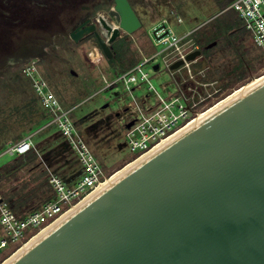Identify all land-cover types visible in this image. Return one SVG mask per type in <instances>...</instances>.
Here are the masks:
<instances>
[{"label": "water", "instance_id": "95a60500", "mask_svg": "<svg viewBox=\"0 0 264 264\" xmlns=\"http://www.w3.org/2000/svg\"><path fill=\"white\" fill-rule=\"evenodd\" d=\"M115 10L118 27L104 25L109 40L95 34L108 60L119 32L141 27L125 1ZM7 264H264V80L120 174Z\"/></svg>", "mask_w": 264, "mask_h": 264}, {"label": "rangeland", "instance_id": "374dc122", "mask_svg": "<svg viewBox=\"0 0 264 264\" xmlns=\"http://www.w3.org/2000/svg\"><path fill=\"white\" fill-rule=\"evenodd\" d=\"M223 10V0H160L156 3L153 20L142 19L141 28L131 37H127L123 43L126 49L128 47L127 51L134 57L135 62L139 63L144 58L154 56L166 47L155 46L153 41V30L163 24L169 27L176 39H183L181 41L183 50L194 52L201 50L200 45L205 42H215L210 48L213 49L212 53L207 58L201 54L191 67L194 72L203 69L208 80L214 78L217 80L220 76V80L224 81L225 66L233 67L239 61L243 65L247 64V69L244 67L245 71L242 70L241 77L233 79L214 97L212 106L254 77L264 74V57L254 46L251 35L243 28L233 11ZM178 19H181V22H178ZM220 24L230 26L231 32H226L224 37L211 34L215 29L216 34L221 31ZM202 34H205V37L197 41L194 39L201 37ZM84 47L82 45L71 52L62 51L54 58H47L55 62L48 63L46 60L43 69L38 67L39 73H34L32 77L45 78L50 84L62 110L69 112L90 153L103 168L106 176L110 177L131 162L136 155L130 151L125 127L120 123L122 111L131 104L137 105L142 111L153 106L149 114H156L163 108L164 103L161 101H167V97L174 93L170 73L165 70L161 60V56L167 51L162 55H156L153 62L143 65V73L149 74L148 81L136 83L130 93L123 88L122 81H118L124 71L120 70L116 58L108 60L98 53L100 59L96 65L84 56ZM155 64H159L160 70L157 72L153 70ZM102 77L106 78V83ZM220 80H217L219 84ZM15 81L19 80L14 77L8 93L0 90V165L15 157L2 155L4 149L13 143L15 136L28 134L27 137L31 138L36 147L58 132L53 122L55 114L43 109L35 100L30 78L23 77L22 85ZM107 83L114 85L107 88ZM150 86L152 89H149ZM31 99L34 103L30 102ZM28 102L32 108L31 112H28ZM40 118L42 124H37L36 120ZM67 146L64 152L54 155V160L47 165L49 175L55 176L53 173L55 170H61L75 161L76 165L72 170L60 173V177L69 180L83 174L77 154L68 144ZM63 185L68 187L64 183ZM1 190L0 188V192Z\"/></svg>", "mask_w": 264, "mask_h": 264}, {"label": "built area", "instance_id": "2783aa9c", "mask_svg": "<svg viewBox=\"0 0 264 264\" xmlns=\"http://www.w3.org/2000/svg\"><path fill=\"white\" fill-rule=\"evenodd\" d=\"M225 11H233L237 15L243 28L251 35L254 46L264 57V0H228L223 12ZM178 22H181V19H178ZM153 36L155 46H166L156 55H162L167 51L161 56V60L165 70L170 73L174 93L167 97V101H161L164 103L163 108L156 114H149L153 106L142 111L137 105L131 104L122 111L121 117L119 116L122 126L133 122L129 129H125L129 149L136 153L131 161L173 136L196 119L200 113L209 109L212 100L221 93L222 89L217 80L205 78L203 69L194 72L191 67L196 63L197 58L190 62L185 60L193 51L183 50L181 44L183 39H176L168 26L161 24L159 28L153 30ZM83 54L90 61L88 54H95L96 60L92 62L96 65L99 62V54L90 46L84 47ZM156 55L144 58L139 63L135 62L121 74L118 81H122L125 90L131 93L132 86L136 83L142 84L148 81L149 74L143 73V65L153 62ZM178 61H182V65L170 70V67ZM155 66L157 69L153 70L159 71V64ZM38 67L37 60H30L19 71L23 77L30 78L37 103L43 109L55 114L53 122L57 126L58 133L77 154L83 174L70 187L64 186L56 176L49 175L54 198L43 203L38 210L25 213L23 216H17L11 211L0 192V264L11 258L36 234L70 212L72 207L78 205L109 178L82 140L69 112L62 110L46 80L32 77L34 73H39ZM102 79L106 83V78L102 77ZM113 85L114 83H107V88ZM149 89L152 87L150 86ZM32 149H34L33 142L30 137H26L15 144H10L2 155L21 156Z\"/></svg>", "mask_w": 264, "mask_h": 264}, {"label": "flooded vegetation", "instance_id": "af4514ba", "mask_svg": "<svg viewBox=\"0 0 264 264\" xmlns=\"http://www.w3.org/2000/svg\"><path fill=\"white\" fill-rule=\"evenodd\" d=\"M124 1L142 26V19L153 20L160 0H0V90L8 93L14 77L22 81L19 70L30 60H37L43 69L49 58L82 45L102 54L95 34L109 40L111 32L104 25L118 27L115 8ZM77 29L82 34L74 41L71 33ZM87 29L90 30L85 33ZM127 37L131 35L119 32L108 45L112 54L116 47L128 50L124 45ZM88 55L91 61L96 60L95 54Z\"/></svg>", "mask_w": 264, "mask_h": 264}, {"label": "trees", "instance_id": "16d2710c", "mask_svg": "<svg viewBox=\"0 0 264 264\" xmlns=\"http://www.w3.org/2000/svg\"><path fill=\"white\" fill-rule=\"evenodd\" d=\"M227 5L228 0H223L224 9ZM219 27H221V31L219 33L216 34L217 30L215 29L211 32V34L216 37H224L226 32H231L230 26L226 27L224 24H220ZM203 37H205V34H202L201 37H194V39L197 41ZM210 43L211 42H205L200 45L201 54L204 58H207L212 53L213 49H205ZM112 58H116V63H118L122 72H125L135 63V59L131 53L127 50L121 49L120 47H116V51L113 52ZM244 67L247 69V64L243 65L241 61L233 67L225 66V76H223L225 77V80H220V76L217 78V80L221 81V84H219L220 87L223 89L224 86L229 85L233 79L240 78L242 70L245 69ZM15 82L22 85V81ZM2 91L4 92L5 90L2 89ZM30 102L34 103V100L31 99ZM30 102H28L27 105H29ZM30 106L31 105L28 106V112H31L32 108H30ZM36 122L37 124H40L42 119L40 118L39 120H36ZM27 136L28 134L15 136L12 144L21 141ZM58 146L60 147V150H58ZM66 148H68L67 143L57 132L56 134H53V136H49V138L45 139L41 144H38L28 153L21 156H15L10 161L0 165L1 194L14 214L17 216H23L25 213L36 211L43 203L54 198V191L52 185L49 183V172L46 167L54 160V155L59 152H64ZM75 163L53 172L54 175L59 178L62 183L68 185V187L72 186L80 177L78 175V171V176L69 180L60 177V173L72 170V168L76 165ZM67 167L69 168L66 169ZM79 172L81 174V169ZM26 176L28 177L26 178Z\"/></svg>", "mask_w": 264, "mask_h": 264}, {"label": "bare ground", "instance_id": "6f19581e", "mask_svg": "<svg viewBox=\"0 0 264 264\" xmlns=\"http://www.w3.org/2000/svg\"><path fill=\"white\" fill-rule=\"evenodd\" d=\"M262 80H264V74L260 75L259 77H254L251 81H249L245 85H242L239 88L235 89L230 94L226 95L224 98L222 97L221 100H219L216 103H214L205 112L200 113L197 116L196 119H194L193 121H191L186 127H184L183 129L179 130L173 136H171V137L163 140L160 144H158L157 146H155L150 151L146 152L141 157H139L136 160H133V161L127 163L121 169L115 171L109 178H107V180L104 183H101L94 191H92L87 197H85L82 201H80V203L78 205L72 207L71 211L72 210H75V208H77V206H79L80 204H82V202H84L85 200H87L88 198H90L91 196H93L96 192H98L99 190H101L102 188H104L105 186H107L110 182H112L113 180H115L120 174H122L123 172H125L126 170H128L129 168H131L133 165H135L137 162H139L140 160H142L143 158H145L146 156H148L149 154H151L155 150H157L159 147H161L167 141L171 140L172 138H175V136L181 134L182 132H184L185 130H187L189 127H191L192 125H194L196 122H198L201 119L205 118L211 112L217 110L218 108H220L221 106H223L224 104H226L228 101L232 100L233 98H235L236 96H238L239 94H241L242 92H244L245 90H248V89L252 88L253 86H255L256 84H258ZM68 214H69V212L66 215H64L61 219H59L58 221H56L55 223H53V225L48 226L47 228H45L44 230H42L41 232H39L38 234H36L26 245H24L20 250H18L13 256H16L24 248H26L27 246H29L30 244H32L34 241H36L38 238H40L41 236H43V234H45L51 227H53L54 225H56L60 220H62L63 218H65V216H67ZM13 256L11 258H13ZM11 258H9L8 260H6L3 264H7V262H9V260H11Z\"/></svg>", "mask_w": 264, "mask_h": 264}, {"label": "crops", "instance_id": "0c3cea01", "mask_svg": "<svg viewBox=\"0 0 264 264\" xmlns=\"http://www.w3.org/2000/svg\"><path fill=\"white\" fill-rule=\"evenodd\" d=\"M127 70H128V69H127ZM127 70H126V71H127ZM44 79H45V78H44ZM46 82H47V81H46ZM47 83H48V82H47ZM48 85H49L50 89L52 90V87L50 86V84H49V83H48ZM74 125H75V124H74Z\"/></svg>", "mask_w": 264, "mask_h": 264}]
</instances>
